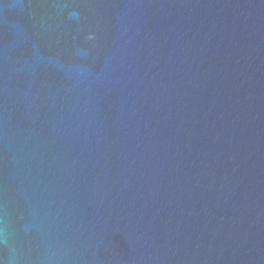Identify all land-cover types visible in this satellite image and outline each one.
Masks as SVG:
<instances>
[{
  "label": "water",
  "instance_id": "obj_1",
  "mask_svg": "<svg viewBox=\"0 0 264 264\" xmlns=\"http://www.w3.org/2000/svg\"><path fill=\"white\" fill-rule=\"evenodd\" d=\"M0 264H264V0H0Z\"/></svg>",
  "mask_w": 264,
  "mask_h": 264
}]
</instances>
